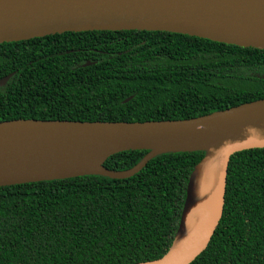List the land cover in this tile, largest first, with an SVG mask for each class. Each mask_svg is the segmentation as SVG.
<instances>
[{"label": "trees", "instance_id": "obj_1", "mask_svg": "<svg viewBox=\"0 0 264 264\" xmlns=\"http://www.w3.org/2000/svg\"><path fill=\"white\" fill-rule=\"evenodd\" d=\"M8 76L0 123L189 120L263 100L264 51L166 32L65 33L0 44V80ZM147 153H120L104 166L126 172ZM203 157L164 154L126 180L85 176L0 188V264L161 258ZM192 264H264V149L232 156L223 217Z\"/></svg>", "mask_w": 264, "mask_h": 264}, {"label": "water", "instance_id": "obj_2", "mask_svg": "<svg viewBox=\"0 0 264 264\" xmlns=\"http://www.w3.org/2000/svg\"><path fill=\"white\" fill-rule=\"evenodd\" d=\"M122 31L166 32L264 51V0H0V44ZM10 79L0 80V88ZM254 149H264V99L189 120L9 121L0 123V188L85 176L126 180L158 156L203 152L189 177L170 248L157 260L137 263L192 264L223 217L232 156ZM129 151L148 153L129 171L105 168L109 158Z\"/></svg>", "mask_w": 264, "mask_h": 264}]
</instances>
